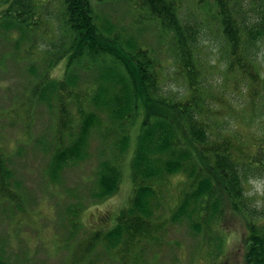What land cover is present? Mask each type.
<instances>
[{
    "label": "trees",
    "instance_id": "trees-1",
    "mask_svg": "<svg viewBox=\"0 0 264 264\" xmlns=\"http://www.w3.org/2000/svg\"><path fill=\"white\" fill-rule=\"evenodd\" d=\"M94 1L59 0L62 39L46 48L44 70L37 64L25 67L29 83L34 80L30 106L45 103L53 117V139L43 147L49 157L46 176L55 182L66 167L85 160L96 139L99 161L90 191L94 200L119 190L130 133L144 109L129 161L133 186L129 205L113 226L103 225L78 241L67 264L139 263L148 248L145 243L155 241L166 223L187 226L199 240L200 258L207 254L214 264H233L232 256L224 255L228 234L220 226L233 224L240 214L247 228L243 264H264V210L250 207L246 188L248 173L264 163V142L246 143L240 133L225 126L235 110L214 92L198 23L185 20L189 16L182 0H126L141 24L153 22L160 40L171 36L177 75L186 80L184 90L175 92L166 89L165 66L149 45L103 19ZM36 2L0 0V28L7 34L18 30L29 41L30 52L41 43L44 23L37 17ZM203 10L206 16L200 23L221 41L226 62L223 84L230 79L236 91H247L255 106L264 97V0H207ZM66 54L64 76L56 78L52 71ZM7 160L0 148V195L20 205L22 188L19 181L12 186L15 173ZM174 176L181 178V185L165 220L160 210L171 201L169 180ZM81 202L66 211L78 216ZM0 264H12L1 250Z\"/></svg>",
    "mask_w": 264,
    "mask_h": 264
},
{
    "label": "rangeland",
    "instance_id": "rangeland-1",
    "mask_svg": "<svg viewBox=\"0 0 264 264\" xmlns=\"http://www.w3.org/2000/svg\"><path fill=\"white\" fill-rule=\"evenodd\" d=\"M182 1L189 16L185 20L197 22L202 30L204 62L210 68L209 80L214 86V92L229 100L235 110L227 116L225 126L240 133L246 143L264 142V97L257 100L254 106L247 91H236L230 79L223 84L226 62L221 41L213 29H206L200 23L202 17L206 16L203 5L207 0ZM94 4L103 19H110L129 35L137 36L140 43L149 45L165 66L163 79L167 90H184L186 80L177 75L176 55L169 44L170 35H165L160 40V32L153 22L141 24L138 14L133 11L132 3L126 0H95ZM61 7L59 0H37V17L40 22H44L39 34L48 41L39 36L41 43L31 52L28 50L29 41L21 37L18 30L7 34L0 28V148H4L7 162L15 173L12 186L19 185L16 182L19 181L22 188L20 205L0 195V250L12 264H67L78 241L88 237L94 229L115 224L118 214L129 205L132 194L129 161L136 148L144 119L142 107L130 133V150L123 165V180L113 196L102 201L90 196L94 171L99 161L96 139L92 140L90 156L66 167L55 182L45 174L49 157L43 152V147L53 139V117L44 108L47 107L45 103L44 107L38 104L30 106L29 102L34 98L29 95V89L34 80L29 83L30 77L26 75L25 67L37 64L39 70H44L47 62L43 64L42 59L47 57L44 55L47 53L46 48L63 37L59 24ZM0 10H3L1 5ZM67 59L68 54L53 69L54 77L63 78ZM178 128L181 131V126ZM182 136L187 140L184 134ZM180 180L179 176L170 177L171 201L160 210L165 220L170 213L169 207L177 203ZM246 188L251 196L250 207L264 210V163L254 165L248 173ZM79 201L82 202L78 216L70 215L66 211L67 207ZM76 220L79 222L77 227L74 225ZM104 220L107 222L103 223ZM234 220L233 224L225 222L220 226V230L228 234L224 255L232 256L233 264H243L247 228L241 214ZM155 235V241L148 240L145 243L148 248L146 251L144 249L142 260L136 264H214L207 254H204L205 261L202 259L204 255L200 258L197 254L199 240L183 223H166L162 232Z\"/></svg>",
    "mask_w": 264,
    "mask_h": 264
}]
</instances>
